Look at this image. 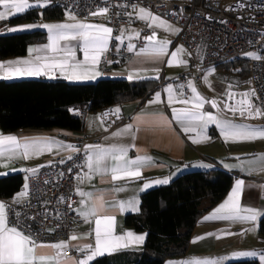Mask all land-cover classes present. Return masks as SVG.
Segmentation results:
<instances>
[{"label": "crops", "instance_id": "1", "mask_svg": "<svg viewBox=\"0 0 264 264\" xmlns=\"http://www.w3.org/2000/svg\"><path fill=\"white\" fill-rule=\"evenodd\" d=\"M189 1V0H180ZM34 7L28 9L24 13L9 16L5 20H0V35L8 33H20L41 31L44 35L41 36L44 41L30 44L25 54L10 57L0 60V63H7L8 61L32 59L37 53H29L30 48H37L43 46L48 41L47 29L36 27L23 30L12 31V29H21L22 26L27 25H43L41 20L51 21L50 24L60 23H75L77 21L104 25H109V15H91L88 18L76 16V20L69 19V15L63 14L60 18L47 19L41 18L38 22H29L23 24H11L10 22L31 10H37L39 15H42L44 10L51 8V6L44 2H32ZM141 8L132 9L130 11L131 23L119 30L112 32V39L109 41L108 49L101 55L100 62L96 67V71L100 75L95 76L94 79L86 80H70L67 79L69 73H61L59 69L53 71L49 76H17L13 78H3L0 75V80L17 81V80H64L71 84H90L96 83L101 79H126L128 81L139 80H156L159 82V89L145 101L134 100L125 104L115 106L119 109L118 116L126 119V121L117 128L111 129L108 123H105L100 115L101 112H89L84 117L83 131L78 134L85 133L87 135H99L101 140L98 144L104 148H109L113 144L126 146L128 148L127 158L136 159L137 157L147 156L151 158L150 162H145L141 167L142 175L139 178H125L117 181L111 179V174L90 173L87 167V158L91 155V150L86 148L85 155V172L84 178L78 182L77 196L78 202L76 212L81 217L82 222L75 226L73 234L78 238L76 240H61L68 242L69 247L64 253V259L61 264H77L90 254L91 250L85 249L79 251L78 249L86 244H95V218L89 216L85 220L79 213L87 205L94 200H103V208L98 213V216H113L115 217V235H124L131 231L137 235H144L145 240L140 245H130L128 248L119 249L111 254L105 253L98 255L92 259L91 264L96 258L113 255L118 252H140L146 243L147 233L144 231H137L126 225L125 220L128 215L137 214L140 212L141 196L154 188L161 187L171 183L175 178L181 174L189 171H211L220 169L227 173L235 175L233 185L227 196L220 201L211 211L203 216L196 224L186 255L180 260L167 259L164 264H181L183 261L198 259H211L218 261V264H226L232 260H256L259 264H264L261 259L264 256V236L259 233V222L264 215L257 216L255 221H225V220H206L205 217L210 216L216 208H218L229 196L232 189L235 187L237 180L244 181V190L241 197V205L244 207H251L264 213V171L261 170V162L259 157L264 155V139H255L251 141L225 140L219 124L210 122L202 130L196 127L195 131H185V127L176 121L173 114V108L180 109L184 107H191V104L185 105L179 102L172 104L168 103V93L166 89L171 86L174 89V95L177 101L180 99H189L195 95L189 85H194L197 91L207 100L212 101L210 94L201 86H199L196 78L192 76L182 83L179 78L190 69V59L186 50L181 45L173 46L174 39L178 33L166 31L164 28L149 27L150 21L139 19ZM3 6H0V11H3ZM155 15V14H153ZM158 16V15H155ZM160 17V16H159ZM161 18V17H160ZM163 19V18H161ZM165 20V19H163ZM167 21V20H165ZM168 24L174 28L179 29L175 24L167 21ZM1 26L5 29L2 31ZM147 27L151 33L144 35V43L142 45H135L134 40L139 39L143 35V29ZM111 28V27H110ZM155 31L156 39L159 41H169L167 46V55L159 58H154L147 53H141V49L149 48L151 43L146 37L151 36ZM138 33V35H137ZM121 39L117 40L116 37ZM68 46L76 48V57L78 60H83V52L81 50V42L68 41L61 42ZM134 45L132 51L128 50V45ZM182 47L185 51L178 54V60L186 61L184 64L176 62L169 66V61L173 53ZM131 77V78H129ZM158 77V78H157ZM212 87V86H211ZM216 90H224V85L215 84L213 87ZM203 89V90H202ZM156 93H160L161 101L152 103L156 98ZM202 111L212 113L219 120H228L237 125H250L257 129H264V119H253L250 121H240L229 117L219 107L213 108L210 103H205ZM137 117H140L138 120ZM199 122H194V126ZM133 125L131 133H124L120 136L113 134L125 129L127 125ZM68 135L67 139L60 138L59 133L62 129L52 130H33L22 129L13 133H5L0 130V134L15 135L17 137L28 138H50L55 141L62 142V146L53 147L52 151L44 152L41 155L33 156L29 159L17 158L10 163L5 159L2 163L6 166H0V178H5L11 175L21 174L24 179L22 188L13 195L10 199L0 198V202L7 203V201H16L21 192H27V195L20 198L21 201L27 199L29 190V178L35 174L40 168L49 164L54 158L59 157L63 160H68L76 149L77 133L64 130ZM198 135V133H201ZM198 141V142H196ZM71 145L72 147H67ZM94 145V144H91ZM211 160V162L207 161ZM109 165L115 163L109 160ZM31 169L37 171L33 173ZM27 170V171H26ZM168 179L167 184H157L155 181ZM150 185L145 188V185ZM27 185V189H25ZM79 191L86 195L81 197ZM117 189H122L117 191ZM87 193H92L89 198ZM85 201L82 204L81 201ZM123 205V207H121ZM135 209V210H134ZM7 211V208H6ZM212 234V235H209ZM205 237L195 243L197 237ZM58 241V242H61ZM42 244H53L40 242ZM57 243V242H55ZM73 250L81 252L80 256H71L67 252ZM39 255L53 256L55 250L47 247L38 248ZM244 253H256V255H243ZM177 259V258H171ZM170 261V262H169Z\"/></svg>", "mask_w": 264, "mask_h": 264}, {"label": "snow or ice", "instance_id": "2", "mask_svg": "<svg viewBox=\"0 0 264 264\" xmlns=\"http://www.w3.org/2000/svg\"><path fill=\"white\" fill-rule=\"evenodd\" d=\"M0 6H3V11H0V20H5L9 16L24 13L28 9L34 7L29 0H0ZM108 8L99 9L91 15H105ZM139 19L150 21L149 27L164 28L166 31L178 33L180 30L168 24L167 21L161 19L159 16L153 15L150 11L141 8L139 10ZM69 19L75 21L74 15H69ZM41 27L48 31L49 43L37 47L30 48L29 53H37L32 59L8 61L7 63H0V75L3 78H13L17 76H49L54 70L59 69L61 73L67 72V79L70 80H86L94 79L95 76L100 75L96 71V67L100 62L101 55L108 49L109 41L112 39L113 29L104 25L89 24L84 22L75 23H60V24H43V25H27L22 26L21 29H12V31L23 30L24 28L31 29ZM138 35V33H137ZM117 40L121 37L117 36ZM151 43L149 48L141 49V53H147L154 58L167 55V46L169 41H159L156 39L155 31L151 36L146 37ZM77 41L81 42V50L83 52V60H78L76 57V48L63 44L61 42ZM134 45L129 44L128 50L132 51ZM185 50L180 47L176 53H173L171 60L168 62L172 66L173 62L184 64L186 61L178 60V54L183 53ZM254 59H260L255 53L248 54ZM131 78V77H129ZM158 78V77H157ZM192 92L195 94L191 100L180 99L177 101L174 95V89L169 86L166 91L168 93V103L179 102L185 105L191 104V107H184L180 109L173 108V114L176 121L180 122L185 131H195L196 127L201 130L210 122H215L221 127V131L225 140L233 142L238 141H251L255 139H264V129H257L250 125H237L228 120H219L212 113L202 111L205 103H210L213 108H217L216 101H207L196 89L194 85H189ZM241 99L236 101V104L226 105L229 111L233 114L239 113L240 116H247L249 118L264 117V111L256 107L251 97L255 96V91L244 92L239 94ZM233 96L230 93L229 99ZM161 101L160 93H156V98L152 103ZM119 109H115L119 113ZM139 120L140 117H137ZM194 122H199L194 126ZM133 125L129 124L125 129L114 133V136H120L124 133H131ZM198 133V135H201ZM198 142V141H196ZM62 146V142L55 141L50 138H28L17 137L15 135L0 134V166H6L2 162L6 159L9 163L13 159L23 158L29 159L33 156H38L44 152L52 151L53 147ZM67 147H72L71 145ZM91 150V155L87 158V167L90 173L111 174L113 181L125 178H139L142 175L141 167L145 162H150L151 158L147 156L137 157L136 159H128V148L122 145L113 144L109 148H104L99 145H87ZM69 159L72 157L69 156ZM261 170L264 171V155L260 156ZM109 160L114 161L109 165ZM27 171V170H26ZM35 173L36 169H31ZM157 184H167L168 179L157 180ZM150 185H145L147 188ZM27 189V185H25ZM122 189H117V191ZM244 190V181L237 180L235 187L227 199L215 209V211L206 220H225V221H255L257 216L264 215L259 210L244 207L241 205V197ZM78 194L83 197L86 194L79 191ZM27 195V192H21L16 200L20 203V198ZM92 193H87L89 198ZM85 204V201H81ZM123 207V205H121ZM6 204L0 202V264H61L64 259V253L69 247L68 242L61 241L53 244H42L37 242L31 235H26L23 231L19 230L14 224L10 225L8 213L6 211ZM103 208V200L92 201L83 210L80 215L87 220L89 216L95 218V244L89 243L79 248V251L85 249L91 250L90 254L77 264H89V262L98 255L105 253L111 254L119 249L128 248L130 245L143 244L145 240L144 235H137L131 231L126 232L124 235H115V217L113 216H98V213ZM135 210V209H134ZM19 214L17 213V216ZM212 235V234H209ZM76 234L71 236L72 240H76ZM205 237H197L193 242L204 239ZM51 248L55 250V255L45 256L39 255L38 248ZM243 255H256V253H244ZM264 260V256L261 257ZM181 264H218V261L211 259H198L183 261Z\"/></svg>", "mask_w": 264, "mask_h": 264}, {"label": "built area", "instance_id": "3", "mask_svg": "<svg viewBox=\"0 0 264 264\" xmlns=\"http://www.w3.org/2000/svg\"><path fill=\"white\" fill-rule=\"evenodd\" d=\"M44 2L65 15L88 18L99 9L108 8L109 25L116 31L131 23L130 11L143 8L175 24L179 34L173 46L181 45L189 55L190 69L179 81L195 77L229 117L250 121L246 115L233 114L226 105H235L240 93L255 91L252 103L264 111V0H30ZM5 29L1 26V30ZM151 33L147 27L143 35L134 40L144 43V35ZM255 53L260 59L248 55ZM220 68L217 76L224 90L209 86L204 78L208 69ZM233 98L229 99V94ZM88 105L70 108V113L85 117ZM101 119L111 129L126 119L118 116L115 107L101 111ZM254 119H264L257 117ZM67 139L64 132L58 134ZM77 144L71 159L56 157L29 178L27 199L16 203L7 201L10 225L14 224L37 242L55 243L70 240L76 225L82 222L76 212L77 185L84 178L85 150L87 145L98 144L99 135L85 133L76 136ZM211 162V160H207ZM17 213L19 214L17 216ZM71 256L81 252L69 250Z\"/></svg>", "mask_w": 264, "mask_h": 264}, {"label": "trees", "instance_id": "4", "mask_svg": "<svg viewBox=\"0 0 264 264\" xmlns=\"http://www.w3.org/2000/svg\"><path fill=\"white\" fill-rule=\"evenodd\" d=\"M63 14L56 8L42 15L31 10L14 18L11 24L55 19ZM44 32L31 31L0 35V60L23 55L27 47L44 41ZM159 89L156 80L128 81L104 78L96 83L71 84L64 80H0V130L13 133L22 129H62L80 133L84 117L70 108L88 105L89 112H101L134 100L145 101ZM235 175L214 169L181 174L171 183L141 196L140 212L126 217L128 227L147 233L140 252H118L96 258L91 264H164L167 259L186 255L197 222L222 201L233 185ZM21 174L0 178V198L10 199L23 186ZM264 236V216L259 222ZM226 264H259L256 260Z\"/></svg>", "mask_w": 264, "mask_h": 264}, {"label": "rangeland", "instance_id": "5", "mask_svg": "<svg viewBox=\"0 0 264 264\" xmlns=\"http://www.w3.org/2000/svg\"><path fill=\"white\" fill-rule=\"evenodd\" d=\"M42 23H45V24H50L51 21H44V20H41ZM222 70L220 68H212V69H208L204 72V78H205V81L206 83L209 85V86H212V87H215V84H221L222 81L220 79H218V75L220 74ZM194 78V76H193ZM195 79V78H194ZM17 81H21V80H17ZM199 83V82H198ZM200 86V84H199ZM203 90V89H202ZM169 260H180V259H169ZM232 261H240L239 259L238 260H232ZM170 262V261H169ZM168 264V263H167Z\"/></svg>", "mask_w": 264, "mask_h": 264}]
</instances>
